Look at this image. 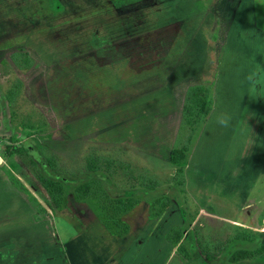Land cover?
Listing matches in <instances>:
<instances>
[{"label":"rangeland","instance_id":"rangeland-1","mask_svg":"<svg viewBox=\"0 0 264 264\" xmlns=\"http://www.w3.org/2000/svg\"><path fill=\"white\" fill-rule=\"evenodd\" d=\"M150 3L0 0V264L56 262L62 253L71 264H208L206 254L230 264L242 244H264L261 233L201 215L170 161L186 141L188 89L209 85L218 111L193 147L190 180L216 116L229 114V126L255 131L235 125L222 151L230 169L207 201L230 218L258 203L257 222L264 218V174L250 158V136H264V0ZM102 43L119 47L116 58L97 60L92 44ZM44 168L64 186L57 201L38 180ZM87 181L80 199L76 188ZM122 198L133 204L123 215ZM183 212L185 251L166 238L184 228ZM236 264H264V254Z\"/></svg>","mask_w":264,"mask_h":264},{"label":"crops","instance_id":"crops-1","mask_svg":"<svg viewBox=\"0 0 264 264\" xmlns=\"http://www.w3.org/2000/svg\"><path fill=\"white\" fill-rule=\"evenodd\" d=\"M118 48L119 47L117 45L111 44V43L92 44L94 55L95 57H97L98 61L99 60L108 61L111 58L112 59L116 58L114 56L115 54L114 52L118 51ZM142 56H145V54H142ZM129 67H132V66H129ZM240 99H243V97H240ZM217 111H218V103H217L216 98H214V104H213L212 110L205 124L203 125L201 131L197 135L193 147L199 144L201 140L203 139V137L206 135L208 128H210L211 126L213 116L214 114H216ZM235 125L238 126L241 124L239 122H236V120H234L232 122V125L230 126L228 125L226 127L219 126L216 123L213 125L212 127L213 133H212V138H210V145L206 149V158L203 157L201 164L196 168V184H194V182L190 180L191 159L189 156V160L186 163L185 168H184L185 185L187 186V189L189 190L191 195L194 197L195 201L198 203L201 215H204L216 222L220 221V222L228 223L236 227L244 228L247 231L261 233V237H258V238L263 239L264 237V218H262L260 222H257V219H259L258 215L262 211V207L258 203L252 202L251 208L245 207L246 210H248V214L245 213L244 208L239 207V212L242 213L243 215L239 216V218H230L226 215L218 216L216 213H214V211H212L213 208L209 205V202L207 201V198H206L208 197V194L214 191L213 189L216 187L217 183L215 182V179H218L222 176L227 175L226 173L230 169V167L227 168L225 166L224 159H225L226 154H222V151L224 148L228 146L230 147L231 142L233 140L232 135H233ZM241 127L243 128L244 126L241 125ZM243 129L247 132V134L249 132L252 133L255 131L253 130L252 127H250V129L248 130L245 128ZM251 137L253 138V141H254L253 146H255V148L251 152L250 158L258 161V164H259L258 168H260L259 170H262L260 171V173L264 174V136L260 137L259 135H251L250 138ZM186 174H187V177H186ZM250 175H251V172L249 171L241 175V186H245V180L249 178ZM239 188L249 189L247 187H239ZM247 193H249V190H245V192H243L242 194H247ZM143 228L141 229V231L144 230ZM146 229H149V228H146ZM141 237L142 236L140 235L139 239ZM60 245L66 247V244L64 245L60 243ZM60 255L61 256L59 257V261L54 262V258L50 260L48 259V257L47 258L44 257L42 258L43 260L42 263H38V264H55V263L56 264H71L67 256V253H66V257L64 256L63 253ZM39 258L37 257V259ZM122 259L123 260L120 264H126L124 263V259H126V257H123ZM139 263L140 262H135V264H139Z\"/></svg>","mask_w":264,"mask_h":264},{"label":"trees","instance_id":"trees-1","mask_svg":"<svg viewBox=\"0 0 264 264\" xmlns=\"http://www.w3.org/2000/svg\"><path fill=\"white\" fill-rule=\"evenodd\" d=\"M212 88L209 85H195L191 86L186 94L185 106L183 108V131L186 141L182 143L181 146L175 147L170 152V161L175 165H181V172L183 175V184H184V168L186 163L189 160L190 153L194 146L197 135L201 131L203 125L205 124L214 104L212 97ZM49 168L53 167L52 163L48 164ZM45 173H41L38 176L39 182L42 184L43 188L46 190L48 195L54 201L61 199L64 191V186L61 181H59L54 175L48 172V169L44 168ZM156 182H150L149 186H152ZM91 187L90 182H84L76 188V196L80 199L84 198ZM123 208L120 209L119 214H127L133 204L132 201L128 198H122L118 200ZM176 203L180 205L179 201L176 200ZM169 200L163 204V207L158 211L160 214L166 207L169 205ZM119 209V206H117ZM184 216V228L173 227L166 235L167 240L173 245H178L182 241L184 229H187L191 225V221L182 213ZM126 234V233H124ZM236 240L238 241H247L254 242L255 237L253 234L247 233H238L236 235ZM258 240H262L258 238ZM242 244V247L235 249L230 254L227 262L230 264H236L243 260L252 259L258 255L264 254V244L260 243L257 247L253 245ZM180 250L185 251V248L182 244L179 246ZM206 260L209 261L208 264H219V259L214 257L211 254H206Z\"/></svg>","mask_w":264,"mask_h":264},{"label":"clouds","instance_id":"clouds-1","mask_svg":"<svg viewBox=\"0 0 264 264\" xmlns=\"http://www.w3.org/2000/svg\"><path fill=\"white\" fill-rule=\"evenodd\" d=\"M230 115L227 113H221L218 114L215 118V122L217 125L222 126V127H226L228 126L229 122H230Z\"/></svg>","mask_w":264,"mask_h":264},{"label":"flooded vegetation","instance_id":"flooded-vegetation-1","mask_svg":"<svg viewBox=\"0 0 264 264\" xmlns=\"http://www.w3.org/2000/svg\"><path fill=\"white\" fill-rule=\"evenodd\" d=\"M152 2V1H151ZM149 3H150V0H149ZM155 3V2H154ZM151 4V3H150ZM104 44H106V43H104Z\"/></svg>","mask_w":264,"mask_h":264}]
</instances>
